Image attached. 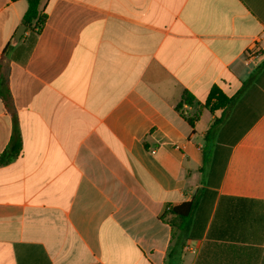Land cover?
Returning a JSON list of instances; mask_svg holds the SVG:
<instances>
[{"label": "crops", "instance_id": "crops-1", "mask_svg": "<svg viewBox=\"0 0 264 264\" xmlns=\"http://www.w3.org/2000/svg\"><path fill=\"white\" fill-rule=\"evenodd\" d=\"M27 9L0 0V264H166L194 200L180 264H264V0Z\"/></svg>", "mask_w": 264, "mask_h": 264}, {"label": "trees", "instance_id": "trees-1", "mask_svg": "<svg viewBox=\"0 0 264 264\" xmlns=\"http://www.w3.org/2000/svg\"><path fill=\"white\" fill-rule=\"evenodd\" d=\"M27 2L28 9L24 16V23L26 25H31L34 23L35 28L40 30L46 21V15L40 13L41 0H27ZM231 102V98H228L227 96L221 94L219 90L214 89L206 102V106L211 111H214L215 109L226 108L230 106ZM195 103V98L190 93L186 92L183 95L178 109L179 111H181L185 104L189 106H195ZM190 123L193 125L192 120H190ZM218 123L219 121H216L213 127H215ZM21 147V136L19 133V129L16 126L10 145L0 156V166L7 165L13 162L19 154ZM196 205V200L183 203L179 206L167 210L162 216V219L167 221L172 227L171 246L167 254L166 264H180L182 259V249L185 246V238L191 226L192 217Z\"/></svg>", "mask_w": 264, "mask_h": 264}, {"label": "water", "instance_id": "water-1", "mask_svg": "<svg viewBox=\"0 0 264 264\" xmlns=\"http://www.w3.org/2000/svg\"><path fill=\"white\" fill-rule=\"evenodd\" d=\"M22 27H23L24 30L20 29V30L17 31V33L15 35V38H14V41H19L21 36L23 35L26 27L25 26H22Z\"/></svg>", "mask_w": 264, "mask_h": 264}, {"label": "built area", "instance_id": "built-area-1", "mask_svg": "<svg viewBox=\"0 0 264 264\" xmlns=\"http://www.w3.org/2000/svg\"><path fill=\"white\" fill-rule=\"evenodd\" d=\"M171 209V208H168V210Z\"/></svg>", "mask_w": 264, "mask_h": 264}]
</instances>
